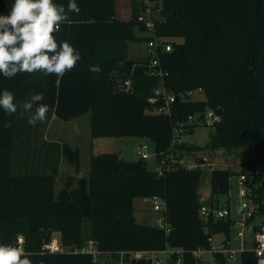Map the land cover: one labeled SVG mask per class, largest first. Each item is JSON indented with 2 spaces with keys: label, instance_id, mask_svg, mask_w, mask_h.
Wrapping results in <instances>:
<instances>
[{
  "label": "trees",
  "instance_id": "obj_1",
  "mask_svg": "<svg viewBox=\"0 0 264 264\" xmlns=\"http://www.w3.org/2000/svg\"><path fill=\"white\" fill-rule=\"evenodd\" d=\"M153 1L160 9L156 33L172 43L171 50L160 54L164 85L178 95L171 114L156 111L150 101L161 80L147 71L150 56L129 55L130 43L141 39L136 29L147 30L139 18L140 0H132L127 19L117 16L116 0H77L79 15L70 13L69 23L55 34L58 41H69L82 55L66 75L0 76V91H12L18 105L12 115L0 109V243L18 246L22 236L23 249L31 254L33 264H95L92 254L80 250L88 239L104 250L183 247L188 250L187 263L195 264L190 252L208 247L210 235H232L234 218L206 219L201 207H230L229 200L222 203L219 195L230 193L231 178L238 174L232 168L211 169L210 200L205 203L201 199L205 166L176 164L160 174L150 168L148 159L130 161L119 152H101L92 154L89 176L69 175L56 196L60 167L50 161L49 152L44 163L52 172L29 169L32 125L21 115L20 105L34 94H43L44 100L38 103L51 106L48 117L70 120L90 113L93 138L140 136L150 142L159 159L174 149L176 125H183L184 134L191 133L203 123L189 121V115L221 110L206 145L184 141L175 147L177 157L187 159L210 150L237 151L241 172L251 178L253 200L260 204L257 215L264 217V0ZM13 3L0 0V14H7ZM54 3L67 8L68 0ZM92 65H99L101 71L90 72ZM127 78L132 87L124 90L121 84ZM198 89L205 91L206 100L184 97ZM5 121L11 126L4 128ZM45 143L56 146L80 170L79 147ZM16 161L24 173H14ZM136 197L164 199L170 230L138 222ZM56 232L62 245L71 249L44 252L43 244ZM133 264L151 262L134 259ZM239 264H257V255L244 250Z\"/></svg>",
  "mask_w": 264,
  "mask_h": 264
},
{
  "label": "built area",
  "instance_id": "obj_2",
  "mask_svg": "<svg viewBox=\"0 0 264 264\" xmlns=\"http://www.w3.org/2000/svg\"><path fill=\"white\" fill-rule=\"evenodd\" d=\"M140 2L141 14L139 18L147 30L152 33L148 40L149 53L147 55L150 58L147 71L149 74L159 76L161 79L160 85L155 89L150 101L155 104L156 111L171 114L173 103L177 100L178 95L170 92L164 85L163 77L166 72L161 65L160 54L163 50H171L172 43L166 42L164 37H160L156 33V20L160 19V9L156 8V3L153 0H140ZM131 87V78L125 79L121 84V88L124 90H129ZM220 116V111L207 109L202 114L189 115L188 119L206 125H214L220 120ZM184 135L183 125L178 124L174 128L172 139L174 149L169 155H163L159 159L158 152L152 149L149 142L140 143L137 148L138 155L142 159L158 157L155 169L160 174L173 168L176 164H182L188 168L204 166L207 161L205 156L197 157L195 164H188L185 157H177L178 153L175 147L185 141ZM201 159H205V162L200 163ZM238 184L240 204L237 208L202 205L201 214L204 218L209 219L211 216L216 219L232 217L234 222L230 237L225 232L212 234L208 238L210 243L208 247H200L190 252L195 259V264H239L241 253L248 249L253 250L257 255V264L264 262V221L256 220L260 204L258 201L253 200L255 195L251 186V178L247 173L241 172L239 174ZM151 198L154 201V209L165 210L166 201L164 199L160 197ZM254 215H257L256 218H252ZM158 222L163 228H167V231L170 230L166 217L159 219ZM216 235H220L221 238L217 239ZM248 237L251 238V245H248ZM18 241V247L23 248V237L20 236ZM236 242H239V246L235 245ZM80 250L92 254L95 264H133L134 259H147L151 264H188L186 261L188 250L183 247L166 246L161 249L104 250L96 246L95 240L88 239ZM43 251L53 253L64 251L59 236L54 235L50 241H46L43 244ZM220 254H223V257Z\"/></svg>",
  "mask_w": 264,
  "mask_h": 264
},
{
  "label": "rangeland",
  "instance_id": "obj_3",
  "mask_svg": "<svg viewBox=\"0 0 264 264\" xmlns=\"http://www.w3.org/2000/svg\"><path fill=\"white\" fill-rule=\"evenodd\" d=\"M132 0H116V11L119 18L127 19L131 17L132 14ZM136 34L141 37V39L130 43L129 55L130 57H143L149 53L148 40L152 35L151 31H142L136 29ZM182 40V38H178ZM158 87V86H157ZM185 98L191 100H206L207 95L204 90L198 89L189 93V95H184ZM29 100V99H28ZM33 112L35 111V106L33 105ZM21 115L28 120L31 113L25 112L23 108H20ZM214 130L213 125L200 124L198 125L194 132L187 133L184 135V140L187 143L197 144L200 146H205L209 141L210 134ZM31 138V159H30V172L37 171L40 172H52L49 170V166H45L44 155L49 152L50 161L59 164V173L56 176L55 183V194H59L61 188L69 175H85L89 176L90 172V158L92 154H97L101 152H119L127 160H136L139 158L137 148L140 143L149 142L146 138L140 136H112V137H96L91 136V118L90 113H85L83 115L74 117L70 120H64L58 118L56 115L48 117L43 123H37L31 127L30 132ZM46 141H59L62 143H68L73 147H79L80 149V159L81 167L80 170L76 169V166L69 162L67 156L61 151V154L57 151L56 146L49 147ZM150 143V142H149ZM153 149V148H152ZM154 150V149H153ZM40 152V156L37 154ZM205 156L207 161L204 165L207 175L204 179L207 187H202L201 199L202 202L208 203L210 200V171L215 167L222 168H232L237 171L231 178V189L228 195L220 194L219 199L222 203H226L228 200L230 202L231 208L235 209L240 204L239 197V184L238 178L242 171V166L239 162L238 152H228L225 149L222 150H210L206 152H199L196 155H191L187 157L188 164H195L197 162V157ZM150 168H155L157 161L155 157L148 159ZM17 162V161H16ZM14 166V173H24L25 170H18L19 161ZM36 162V163H35ZM35 163V164H34ZM36 166V167H35ZM35 167V168H34ZM46 170H43V169ZM161 205L162 202H160ZM154 201L152 198L146 197H136L134 199L135 206V217L140 223L157 225L162 227L158 222L159 218H165V213L163 210L154 209ZM257 221H264V217L258 215ZM87 225V223H86ZM59 236V233H55ZM220 238V236H217ZM238 243V242H237ZM248 245H251V238L248 237ZM64 250H70L71 246L62 245Z\"/></svg>",
  "mask_w": 264,
  "mask_h": 264
},
{
  "label": "clouds",
  "instance_id": "obj_4",
  "mask_svg": "<svg viewBox=\"0 0 264 264\" xmlns=\"http://www.w3.org/2000/svg\"><path fill=\"white\" fill-rule=\"evenodd\" d=\"M80 11L77 0H68L67 8L54 0H14L8 13L0 14V76L12 79L21 73L39 72L42 76L62 77L72 71L82 60L81 52L67 40L58 41L55 34L69 23L70 13L79 15ZM88 70L99 73L101 68L92 65ZM43 100V94H34L21 102L20 107L31 113L28 124L34 126L47 120L52 109L38 103ZM14 101L12 91H0V109L5 115L17 112ZM10 126V121L3 122L4 128ZM30 255L21 247L0 243V264H33Z\"/></svg>",
  "mask_w": 264,
  "mask_h": 264
},
{
  "label": "water",
  "instance_id": "obj_5",
  "mask_svg": "<svg viewBox=\"0 0 264 264\" xmlns=\"http://www.w3.org/2000/svg\"><path fill=\"white\" fill-rule=\"evenodd\" d=\"M220 113H221V110H220ZM204 162H205V159H201L200 160V163H204ZM202 187H206V183L205 182H203Z\"/></svg>",
  "mask_w": 264,
  "mask_h": 264
},
{
  "label": "crops",
  "instance_id": "obj_6",
  "mask_svg": "<svg viewBox=\"0 0 264 264\" xmlns=\"http://www.w3.org/2000/svg\"><path fill=\"white\" fill-rule=\"evenodd\" d=\"M206 187H207V186H206ZM159 219H160V218H159ZM159 219H158V220H159ZM217 236H220V235H216V238H217ZM220 238H221V236H220ZM220 238H217V239H220ZM235 245H236V246H239V242H238V243L236 242Z\"/></svg>",
  "mask_w": 264,
  "mask_h": 264
}]
</instances>
